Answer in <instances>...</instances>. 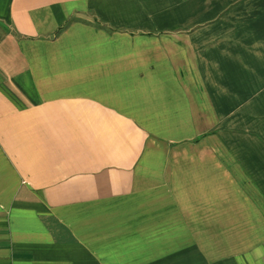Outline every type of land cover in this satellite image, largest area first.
<instances>
[{
    "label": "crops",
    "instance_id": "1",
    "mask_svg": "<svg viewBox=\"0 0 264 264\" xmlns=\"http://www.w3.org/2000/svg\"><path fill=\"white\" fill-rule=\"evenodd\" d=\"M0 264H264V0H0Z\"/></svg>",
    "mask_w": 264,
    "mask_h": 264
}]
</instances>
